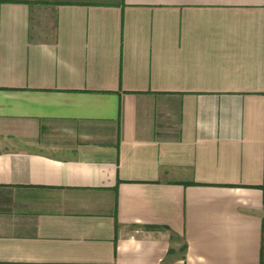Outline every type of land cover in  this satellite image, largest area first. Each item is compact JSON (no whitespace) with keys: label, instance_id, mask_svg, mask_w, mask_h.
<instances>
[{"label":"crops","instance_id":"crops-1","mask_svg":"<svg viewBox=\"0 0 264 264\" xmlns=\"http://www.w3.org/2000/svg\"><path fill=\"white\" fill-rule=\"evenodd\" d=\"M0 264H264V0H0Z\"/></svg>","mask_w":264,"mask_h":264}]
</instances>
